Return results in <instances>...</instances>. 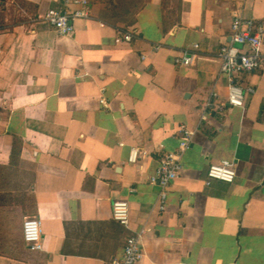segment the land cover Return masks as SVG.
<instances>
[{
  "label": "crops",
  "instance_id": "obj_1",
  "mask_svg": "<svg viewBox=\"0 0 264 264\" xmlns=\"http://www.w3.org/2000/svg\"><path fill=\"white\" fill-rule=\"evenodd\" d=\"M76 1L0 0V264H111L144 229L140 264H264V73L239 78L254 94L234 109L217 58L235 18L264 24V0H146L129 23L88 0L73 44L44 15ZM118 29L139 38L118 45ZM209 91L222 111L204 112ZM181 128L194 137L160 213L150 178ZM132 149L149 157L132 164ZM222 162L235 182L207 187ZM14 210L40 221L41 251L5 249Z\"/></svg>",
  "mask_w": 264,
  "mask_h": 264
},
{
  "label": "built area",
  "instance_id": "obj_2",
  "mask_svg": "<svg viewBox=\"0 0 264 264\" xmlns=\"http://www.w3.org/2000/svg\"><path fill=\"white\" fill-rule=\"evenodd\" d=\"M78 10L75 12L47 11L44 15L46 22L55 31L58 37L66 39L73 44L78 43L75 22L89 21L92 10L88 0H77L75 2ZM138 34L133 30L118 29L117 44L130 45L138 40ZM161 46L155 45L152 54L161 50ZM220 61V75L229 79L228 85V105L234 109H244V100L246 95H253L252 88H244L240 83V77L253 75L255 73H264V24L253 20L235 18L230 28V43L222 47L217 54ZM176 64H183L190 67L191 59L183 56ZM209 100L204 107V112L222 111L223 106H216L217 95L209 91ZM100 104H105L102 99ZM194 132L187 128H181L179 132V146L176 152L168 153L159 147L157 167L155 175L150 178V185L159 189L158 208L159 212L166 209V199L170 187L178 179L182 170V157L190 148ZM149 154L145 151L132 149L130 162L136 164L139 159H147ZM236 180V172L232 164L222 162L218 165H212L207 174L206 186L210 187L214 182H221L232 185ZM113 219L122 228L129 230L130 227V209L125 201H115L112 205ZM146 231L141 230L135 235L124 237L122 247V257L119 261L111 264H140L144 256L141 252V240ZM23 247L30 252H39L42 250L41 223L37 219H25L23 222Z\"/></svg>",
  "mask_w": 264,
  "mask_h": 264
},
{
  "label": "rangeland",
  "instance_id": "obj_3",
  "mask_svg": "<svg viewBox=\"0 0 264 264\" xmlns=\"http://www.w3.org/2000/svg\"><path fill=\"white\" fill-rule=\"evenodd\" d=\"M102 5L105 6V18L108 20L119 19L124 20V22L129 23L133 16L138 12V10L145 4L146 0H99ZM111 19H109L111 21ZM218 165V164H215ZM13 179V178H12ZM14 200L8 199V204L13 203ZM18 212L14 210L9 212V216L6 220L5 236L7 240H4V247L9 252L21 251L25 249L23 247V236L21 245V230H23V221L17 216ZM22 226V227H21ZM23 247V248H22Z\"/></svg>",
  "mask_w": 264,
  "mask_h": 264
}]
</instances>
